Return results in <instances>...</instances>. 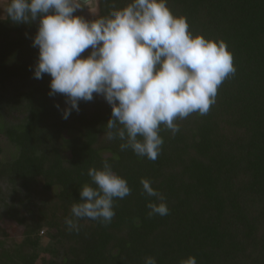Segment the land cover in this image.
Here are the masks:
<instances>
[{"label":"trees","instance_id":"16d2710c","mask_svg":"<svg viewBox=\"0 0 264 264\" xmlns=\"http://www.w3.org/2000/svg\"><path fill=\"white\" fill-rule=\"evenodd\" d=\"M112 2L100 0L97 16ZM114 2L122 9L131 0ZM167 4L194 36L223 40L237 71L207 115L176 121L175 135L161 125L155 161L104 138L112 107L101 95L64 119L69 105L49 95L51 76L34 78L39 20L0 18V137L14 149L3 157L0 146V264H264V0ZM83 11L74 15L95 19ZM105 161L132 192L114 200L111 223L83 218L70 231L65 220L83 186L97 187L88 170ZM142 179L165 197L168 215L149 217L148 203L161 201L142 194Z\"/></svg>","mask_w":264,"mask_h":264},{"label":"clouds","instance_id":"9594fccd","mask_svg":"<svg viewBox=\"0 0 264 264\" xmlns=\"http://www.w3.org/2000/svg\"><path fill=\"white\" fill-rule=\"evenodd\" d=\"M98 6V0H10L6 13L15 24L39 20L34 78L51 76L49 95H64L69 105L64 119L79 112L80 101L101 95L112 107L104 138L119 139L121 151L131 149L155 161L164 143L161 125L175 135L176 121L207 115L219 88L237 71L234 56L223 40L194 36L187 19L175 16L167 0H131L122 9L113 0L108 14L101 16L96 15ZM85 7L95 19L74 15ZM88 49L90 55L82 58ZM88 176L97 187L83 186L81 202L71 206L74 219L65 220L70 231L79 232L83 218L111 223L114 200L132 192L107 161L102 170L90 168ZM141 184L142 194L161 201L148 203L149 217L168 215L165 197L148 179ZM145 264L156 260L148 257ZM181 264L197 261L189 257Z\"/></svg>","mask_w":264,"mask_h":264},{"label":"rangeland","instance_id":"374dc122","mask_svg":"<svg viewBox=\"0 0 264 264\" xmlns=\"http://www.w3.org/2000/svg\"><path fill=\"white\" fill-rule=\"evenodd\" d=\"M8 5V0H0V18H5L6 17V8ZM83 13H86V15L88 16V19H92L94 16L89 12V10L85 9L83 11ZM97 14V13H96ZM68 137V135H66ZM0 146L3 149V157L7 154H12L14 153V149L13 147L9 144V142L6 140V138L4 137H0ZM63 156L65 158H69L70 155L68 152H63ZM7 228L9 229V232L12 233V236L15 238L16 241L20 242L21 241V235H20V229L18 230L19 232L15 233L14 230L11 229V225L9 224L7 226ZM43 240L42 243L46 244L47 240L44 238L43 233H41Z\"/></svg>","mask_w":264,"mask_h":264},{"label":"water","instance_id":"95a60500","mask_svg":"<svg viewBox=\"0 0 264 264\" xmlns=\"http://www.w3.org/2000/svg\"><path fill=\"white\" fill-rule=\"evenodd\" d=\"M99 1L100 0H98V5H99ZM86 10H87V8H85ZM98 13H99V6H98V10H97V14L96 15H98ZM83 15L86 17V18H88V16L86 15V13H83ZM93 18H95V17H93Z\"/></svg>","mask_w":264,"mask_h":264},{"label":"flooded vegetation","instance_id":"af4514ba","mask_svg":"<svg viewBox=\"0 0 264 264\" xmlns=\"http://www.w3.org/2000/svg\"><path fill=\"white\" fill-rule=\"evenodd\" d=\"M86 8V7H85Z\"/></svg>","mask_w":264,"mask_h":264}]
</instances>
